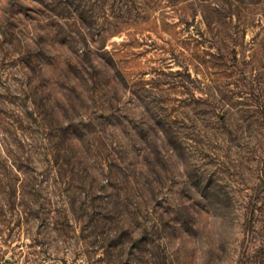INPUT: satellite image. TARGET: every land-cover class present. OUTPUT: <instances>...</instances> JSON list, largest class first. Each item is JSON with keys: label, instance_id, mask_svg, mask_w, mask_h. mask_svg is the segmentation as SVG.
<instances>
[{"label": "rangeland", "instance_id": "374dc122", "mask_svg": "<svg viewBox=\"0 0 264 264\" xmlns=\"http://www.w3.org/2000/svg\"><path fill=\"white\" fill-rule=\"evenodd\" d=\"M5 2L0 0V7ZM105 5L108 9L107 0ZM136 5L144 6L139 1L130 5L128 13H123L129 19L115 18L111 12L106 20L101 17L105 30L99 33L100 26L93 28L87 38L93 50H107L104 60L110 54L120 67L125 81L118 77L116 88L110 81L114 68L97 65L91 79L87 73L88 79H81L69 92L66 86H75L60 69L66 57L74 54L72 37L62 47L51 45L46 28L31 17L28 27L16 24L13 33L0 34V61L6 72L13 73L24 51L45 48L42 82H57L49 93L54 100L60 98L55 102L58 106L64 103L61 95L78 98L76 108L67 114L84 121L96 111H105L110 99L141 127L148 125V115L159 112L170 120L184 159L162 146L165 157L156 167L160 173L150 177L141 171L143 150L138 142L136 157L121 163L117 135L103 137L98 119L81 142L83 165L98 171L85 183L92 181V193L101 190L103 197L119 194L125 222L150 226L161 213L165 221L177 217L170 204L185 195V182L194 181L199 188L210 182L215 189L225 185L229 207L199 198L198 224L184 234L172 228L173 238L164 239L160 246L150 245L152 257L141 253L149 262L137 264H195L197 241L204 245L206 264H264V0H148L139 11ZM69 22L67 28L78 38L82 30L72 19ZM3 24L0 13L1 33ZM9 77L18 79L16 73ZM148 147L152 146L148 143ZM126 163L135 168L134 177L123 175ZM73 177L80 179L79 173ZM100 177L109 179L107 188ZM64 246L60 243L56 258L53 255L46 264H92L90 260L104 256L99 248L87 261L86 254L76 258L72 247Z\"/></svg>", "mask_w": 264, "mask_h": 264}, {"label": "trees", "instance_id": "16d2710c", "mask_svg": "<svg viewBox=\"0 0 264 264\" xmlns=\"http://www.w3.org/2000/svg\"><path fill=\"white\" fill-rule=\"evenodd\" d=\"M135 1L143 3V7L148 3V0H107L108 12L106 0H6L0 7L4 21L0 34L6 37L8 31L13 33L16 24L28 27L27 19L34 18L42 28H46L44 34L49 36L51 45L62 47L70 42V37L75 43V49L72 48L74 54L66 57L60 69L75 86H66L69 92L75 90L81 79L92 78L91 70L97 65L106 70L114 68L115 74H111L110 81L116 88L118 77L125 81L120 67L110 54L108 60H104L103 54L107 55V50L99 51L102 47L93 50V43L87 38L93 28L100 26L99 33L105 30L99 19L103 17L106 20L110 12L115 18H131L123 13H128ZM136 7L138 11L143 8ZM30 11L34 12V17ZM71 19L82 30L77 34L78 38L73 37L72 30L67 28ZM46 53L45 48L35 52L24 51L18 71L13 73L6 72L4 61H0V264H46L53 255L56 258L60 243L67 245L65 248L72 247L76 258L86 254L87 261L91 258L90 253L103 248L104 256L90 260L92 264L148 263L142 259L141 253H149L152 257L150 245L160 246L164 239H172L176 234L171 232L172 228L184 234L198 224L196 210L199 198L201 201L213 199L229 207L225 185H215L220 186V189H215L210 182L199 188L191 181L185 182L184 194L188 198L180 196L170 204L175 208L173 212L177 210V217H168L165 221L161 213L158 221L150 226L142 224L137 227L132 222H125L127 217L121 210L119 194L110 192L103 197L101 190L92 193V181L85 183L90 174L98 173L95 166H84L81 161V142L91 131L89 127L94 119L99 120L103 137L117 135L121 163L136 157L138 142V149L143 150L141 171L147 177L160 173L156 167L158 162L163 163L165 157L162 146L173 151L178 158L184 157L179 136L166 115L160 112L148 115V125L141 127L122 106L114 104L113 99L109 100L111 103L103 109L105 111L94 112L88 121L68 115L70 109L76 108L78 98L70 97V94L69 97L61 95L64 103L58 106L55 102L60 98L54 100L50 96V88L57 82H42L45 81L42 56ZM14 73L18 79L9 77ZM87 73L89 77L85 78ZM131 94L134 98L132 89ZM41 140L45 141L44 145L40 144ZM72 158L77 159L70 164ZM131 165H123V175L135 176V168ZM67 172L70 173L68 178ZM76 173L80 179L73 177ZM100 178L103 188H107L109 179ZM81 185L88 186V190H82ZM212 188L215 190L210 191ZM100 198L105 200L98 201ZM26 238L28 240L24 241Z\"/></svg>", "mask_w": 264, "mask_h": 264}, {"label": "clouds", "instance_id": "9594fccd", "mask_svg": "<svg viewBox=\"0 0 264 264\" xmlns=\"http://www.w3.org/2000/svg\"><path fill=\"white\" fill-rule=\"evenodd\" d=\"M196 259L195 264H206V253L204 252V245L201 244L199 241L196 242Z\"/></svg>", "mask_w": 264, "mask_h": 264}]
</instances>
